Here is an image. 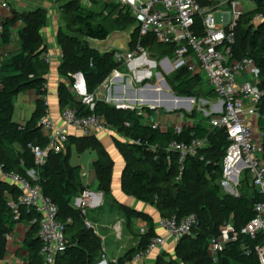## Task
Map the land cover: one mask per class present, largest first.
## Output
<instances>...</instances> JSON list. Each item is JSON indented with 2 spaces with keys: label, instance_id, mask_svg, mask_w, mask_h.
<instances>
[{
  "label": "trees",
  "instance_id": "obj_1",
  "mask_svg": "<svg viewBox=\"0 0 264 264\" xmlns=\"http://www.w3.org/2000/svg\"><path fill=\"white\" fill-rule=\"evenodd\" d=\"M56 1L60 2L65 23V28L59 30L57 35L62 53L58 72L66 77V82L60 83L58 87L61 108L69 106L79 114L101 115L106 124L129 139L128 142L116 140L126 159L122 176L124 193L155 206L161 217L195 214L198 218L192 234L177 241L174 257L169 259V264H259L255 248L264 241L261 233L255 237L240 234L235 241L226 245L217 262H213L207 252L209 240L217 236L225 224H231L239 231L254 218V206L262 200L261 194L251 183L250 187L243 184L246 178L250 179L247 172L242 175L244 177L239 182L237 195L222 191L219 180L222 176L223 157L229 144L225 130L205 126L202 122H208L210 115L201 116L200 121L184 125L179 133L171 127L159 130L145 123L144 117L137 110L116 108L98 99L95 94L99 86L112 70L121 69V66L114 62L113 52L100 53L85 39L103 40L116 28L127 30L134 23L133 18L129 10L114 0H105L101 13L81 7L74 0ZM246 1L253 7L245 11L237 21L233 51L234 58L250 57L257 67L258 87L262 91L257 128L263 136L264 144V0ZM66 12L71 14L70 17H65ZM46 20V11L39 7L24 12L12 10V16L0 22L1 46L10 44L12 29L21 22L16 28L19 49L15 53H8L0 65V166L3 173L27 175V171H34L36 178L29 177L30 181L38 185L42 193L58 207L57 219L64 226L66 248L57 257V264H95L102 254L101 240L86 227V215L71 204V198L84 190L79 168L70 165L69 154L64 151L50 152L46 162L37 165L30 149V145L41 148L47 146V139L39 124L47 108L44 102L47 95L48 62L44 59L47 45L41 33ZM136 40L137 31H133L130 34V49L134 48ZM142 44L159 59L173 57V44L158 43L151 39H146ZM76 73L84 76L86 90L94 97L93 110L74 98L69 90ZM190 75L189 71L180 67L175 70L173 78L166 77L175 95L193 96L189 84L198 79L199 75ZM30 89L36 95L35 109L25 124L20 125L13 120L14 97ZM210 92L215 96L212 90ZM143 111L152 113L150 108H143ZM195 111L185 115L193 119L198 113ZM196 138L205 139L207 146L194 156L188 155L182 163H179L177 152H167V146L173 140L188 143ZM80 141L84 144H76L79 151L98 147V142L92 136L80 138ZM67 144L68 141L64 146ZM101 153L104 154L102 150ZM168 156L170 161L167 160ZM112 165L108 156L100 157L94 163L98 188L107 200H112ZM5 192L14 197L18 189L8 181H0V261L6 256L7 236L11 235L17 222L29 221L33 217L32 212L23 208L19 219H14L6 205ZM119 207L128 218L139 217L146 221L148 230L141 236L137 247L108 264H133V257L147 249L156 233L148 215L121 205ZM39 248L38 226L33 224L23 240L26 257L22 264H43ZM162 263L160 258L157 264Z\"/></svg>",
  "mask_w": 264,
  "mask_h": 264
},
{
  "label": "built area",
  "instance_id": "obj_2",
  "mask_svg": "<svg viewBox=\"0 0 264 264\" xmlns=\"http://www.w3.org/2000/svg\"><path fill=\"white\" fill-rule=\"evenodd\" d=\"M74 1L87 9L92 6L91 0ZM118 4L125 10H129L134 21L132 30L137 31V40L133 49L113 51L114 62L119 66L129 65L140 56H145L147 48L142 43L146 39L173 44L175 47L173 57L166 59L172 60L174 68L184 67L193 75L204 74L203 79L221 103L220 111L209 114L208 120V127L224 129L229 141L222 161L219 185L228 190L229 194L237 195L240 178L244 172H247L251 185L262 196V200L254 206V218L239 231L233 225L225 224L219 234L209 240L207 252L211 260L217 262L226 245L235 241L240 234L255 237L261 233L264 236V144L262 134L259 139L256 138L252 127L253 122L259 117L258 106L262 91L258 87V70L254 60L247 56L240 59L234 58L233 51L237 21L247 7L241 0H119ZM216 11L222 14L221 24L215 22L214 12ZM11 16L12 9L8 0H0V22ZM8 55L6 50H0V65ZM44 59L49 62V54L46 53ZM243 74L248 76L247 80L240 79ZM123 78L127 80L126 82L129 81L128 75L121 72L119 68L112 70L99 86L95 96L98 99L101 96L106 103L116 108L137 110L138 114L144 117L143 108L149 107L137 109L135 103L122 104L124 100L119 101L114 97V90L123 82ZM124 84L120 85L123 93L125 92ZM104 85H106V91L101 94L100 90ZM71 87L76 97L93 110L94 97L88 94L85 79L81 73L73 75ZM44 102L47 108L39 124L47 139V146L41 148L38 145H30L37 165H43L50 152L63 151L71 129L80 130L84 134H89L101 127L114 129L106 124L101 115L79 114L76 109L69 106L61 110L62 124L60 125L49 115L46 96ZM149 124L159 130L171 127L174 132L179 133L184 126V115L176 113L175 122L166 128H163L164 123L154 122L152 119ZM136 143L139 144V141ZM206 146L205 139L196 138L188 143L173 140L168 144L167 152H177L179 163H182L188 155L194 156ZM167 160L170 161V156ZM4 176L18 189L16 196L13 197L8 193L5 197L6 205L14 219H19L23 208L33 213L28 223L38 226L39 256L43 264H57V257L63 254L66 248L64 226L57 219L58 207L42 193L38 185L30 181L29 177L36 178L34 171H27V175L10 172L4 173ZM89 205L90 195L84 191L78 208L86 215ZM197 223L198 218L195 214L182 217L177 215L160 217L158 226L165 234L152 238L147 249L137 253L132 261L141 259L153 250L161 249L168 238H172L177 243L182 237L191 235ZM85 225L96 234L95 226L87 219ZM255 252L259 264H264V241L256 246ZM246 253L249 251L246 250Z\"/></svg>",
  "mask_w": 264,
  "mask_h": 264
},
{
  "label": "crops",
  "instance_id": "obj_3",
  "mask_svg": "<svg viewBox=\"0 0 264 264\" xmlns=\"http://www.w3.org/2000/svg\"><path fill=\"white\" fill-rule=\"evenodd\" d=\"M18 1L20 5V7L17 8L18 11L19 9H22V12L29 11L39 7L46 11V25L41 31L44 43L47 45V54L50 56V61L48 62V72L46 74V97L48 101L49 115L56 123L61 125L62 108L59 101L58 87L60 83L66 82V77L60 75L58 72L59 65L62 61V53L60 45L57 41V35L59 30L65 28V23L60 11V2H57L56 0ZM8 2L11 6V9L16 10V7L12 5V0H8ZM104 2L105 0L100 1L98 6L103 5ZM247 3L246 11L253 7L251 3ZM92 6L89 10H92ZM93 11L95 10L93 9ZM20 23L21 22H18L13 29H16ZM132 28L133 24L127 30L116 29L112 32V34H109L103 40L90 38L85 40L88 42V44H90L91 47L97 49L100 53L127 51L130 49L129 42L130 34L133 31ZM9 45L5 47H8ZM18 49L19 47L15 48L14 51L17 52ZM150 55L154 58L156 57L147 49V56ZM165 58L167 57L161 58L160 62L162 63L164 61H168ZM141 63H143V66L146 64V67L143 68H147L148 58L145 56H140L133 64H129L128 68L139 70V64ZM139 73L141 74V78L142 75L145 77L148 75L146 70ZM240 79L247 80L248 76L243 74ZM126 81L127 80H125L124 84L125 94L121 91L119 84L114 90L115 94H113L117 100H124L122 101L123 103L121 102L122 104L135 103L139 105H149L151 107L162 106L165 109H190L194 104V99H191L190 101H179L169 95L164 94L165 92L163 93L164 95H162V91H158L157 97L155 98L152 96V93H150L149 90H147V93L144 92V89L138 91L132 90L130 85L131 82ZM117 82L119 83L120 80L118 79ZM71 84L69 85V90L71 91L73 97L78 99L72 90ZM106 85L101 88V94L105 93ZM122 97L124 99H122ZM100 98L102 97L100 96ZM35 101L36 95L32 89L17 94L14 97L13 120L20 125H24L35 109ZM203 104L202 110H197L202 114L201 116L215 114L216 112L220 111L221 103L214 95L209 100H204ZM143 113L145 117L143 121L145 123H149L150 119H152L154 122H159L161 124L164 123L163 128H166L175 122L176 113L182 112L180 109L174 110V112H168L167 110H152L151 114L147 113L146 111H143ZM185 113H187L186 110L182 114L185 115ZM202 123L205 126H208V122ZM184 125H187L185 121ZM254 125L257 127V121L253 122L252 127H254ZM257 131L260 134V131ZM87 136H92L98 142V147L95 149L89 147L79 151L76 144L80 142L83 145L84 143L83 141H80V138H85ZM68 138V144L66 147L64 146L63 151L68 152L70 165L79 168L80 180L84 187L82 192L86 191L90 195V205L86 210V219L95 226L96 235L100 238L102 244V254L96 263L108 264L109 262L116 261L127 251L137 247L141 236L148 230V224L146 221L139 217L128 218L120 209V205L136 212L148 215L153 222L156 235L163 236L165 232L158 226V221L161 216L159 215L156 207L146 204L133 196L127 195L122 189V176L126 159L116 144V140L128 142L129 139L118 133L116 130L106 127L96 129L89 134H84L80 130L71 129ZM101 150L104 152V154L101 153ZM107 156L111 159L113 164L110 186L112 200H107L104 193L98 188V178L94 167V163L98 158H105ZM0 181H8L4 176L1 166ZM82 192L71 198V204L76 208H78L80 205ZM7 194L8 193L5 192V197ZM29 228L30 225L28 221L25 220L17 222L11 235L7 236V252L5 258L0 261V264H22L24 262L26 253L23 249V240ZM175 245L176 241L172 238H168L161 249L153 250L144 255L141 259L132 261V263L157 264L158 260L162 258V264H169V259L174 257Z\"/></svg>",
  "mask_w": 264,
  "mask_h": 264
},
{
  "label": "rangeland",
  "instance_id": "obj_4",
  "mask_svg": "<svg viewBox=\"0 0 264 264\" xmlns=\"http://www.w3.org/2000/svg\"><path fill=\"white\" fill-rule=\"evenodd\" d=\"M29 1H34V0H29ZM100 1H102V0H91V3L93 5L92 6V10L94 9L95 12H100L101 13L103 11V5H99L98 6V3ZM115 1L118 2L119 0H115ZM225 1H228V0H225ZM241 1L244 2L245 5L247 6L248 3L245 0H241ZM12 5L14 7H16L15 11L22 12V9H19V11L17 10V8L20 7L18 0L17 1L16 0H12ZM70 15L71 14L69 12L65 13V17L66 18L70 17ZM214 16H215L216 24H221L222 23V14H221V12L220 11L214 12ZM116 29H119V28H116ZM110 34H112V32ZM19 44L20 43H19V39H18V31H17V29H12V36H11L10 45L8 47L0 45V50H6L10 54H12L13 52H15L14 49L19 47ZM145 57L148 58L147 68H143V67H146V64H145V66L142 65L143 63L139 64V67H140L139 70L129 69L128 65H122L120 67L121 68L120 69L121 72H124L125 74L128 75L129 81L131 82L130 83L131 89L138 91L140 88L144 87L145 85H148V90L161 89L162 92H168V91L173 92V90L171 89V87L169 86V84L166 81V77H172L173 78L175 70L178 69V68H174L173 66H171L172 65V60L169 59V62L168 61H164V62L161 63L160 62L161 59H159V58H156V57L154 58L151 55L147 56V54L145 55ZM169 64H171V65H169ZM145 70L147 71L148 75L146 77L144 75H142V78H141L140 77L141 74L139 72H141V71L144 72ZM185 70H187V69L185 68ZM191 75H193V74H191ZM197 75H199V74H194V76H197ZM203 78H205L204 74L199 75L198 79H196L195 81H193V82H191L189 84V88H190L191 92L193 93L192 98L194 99V104H193L192 108H190V109H184V108L181 109L182 113L185 112V110L189 114H191L194 110H196V111L197 110H202V106L204 105L203 101L204 100H209L210 98H212L213 94L210 92L211 89H210V87L208 86V84L205 82V80ZM163 80H165L166 85L163 82ZM124 82H125V78H123V82L121 84H119V85H123ZM135 105H136L137 109H141L142 108V105H139V104H135ZM151 110L164 111V110H167V109H165L162 106H158L156 108H152ZM201 115L202 114L200 112H198L197 116L195 118H193V119L188 117V116H186V115H184V121L187 124L188 123L198 122V121L201 120ZM257 130H258L257 127L254 125L253 134L255 135L256 138L259 139L260 134L258 133ZM243 177L244 176H242L240 178V180H242ZM243 184H246L247 187H250V179L246 178L244 180ZM222 191L225 192V193L229 192L228 190H226L224 188H222Z\"/></svg>",
  "mask_w": 264,
  "mask_h": 264
},
{
  "label": "water",
  "instance_id": "obj_5",
  "mask_svg": "<svg viewBox=\"0 0 264 264\" xmlns=\"http://www.w3.org/2000/svg\"><path fill=\"white\" fill-rule=\"evenodd\" d=\"M166 59V58H165ZM163 82L165 83V85H166V82H165V80H163ZM142 89H144V92H148L147 90H148V85H145L144 87H142V88H140L139 90H142ZM151 89V88H150ZM146 90V91H145ZM150 91V93H152V96H154L155 98L157 97V94H158V89H151V90H149ZM152 91V92H151ZM132 92H135V91H132ZM164 92H162V95H164V94H166V95H169V96H171L172 98H175V99H177V100H179V101H190L191 99H193L192 97H185V96H177V95H175L173 92H171V91H168V92H165L164 94H163ZM151 96V95H150ZM100 100H103V101H105L103 98H100ZM135 100V99H134ZM133 100V101H134ZM142 107H149V108H156V107H158V106H153V107H151V106H149V105H142ZM180 109H182V108H175V109H167V111L168 112H172V111H174V110H180Z\"/></svg>",
  "mask_w": 264,
  "mask_h": 264
}]
</instances>
